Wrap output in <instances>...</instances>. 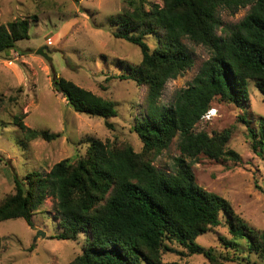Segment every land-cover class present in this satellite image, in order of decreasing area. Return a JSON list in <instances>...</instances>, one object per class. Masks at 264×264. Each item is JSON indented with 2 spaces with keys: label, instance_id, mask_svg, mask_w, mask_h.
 Returning a JSON list of instances; mask_svg holds the SVG:
<instances>
[{
  "label": "trees",
  "instance_id": "1",
  "mask_svg": "<svg viewBox=\"0 0 264 264\" xmlns=\"http://www.w3.org/2000/svg\"><path fill=\"white\" fill-rule=\"evenodd\" d=\"M129 4L115 20L113 35L137 46L141 59L120 61L123 70L108 79L132 80L144 89L141 111L131 126L142 149L137 151L129 141L92 138L75 161L64 159L49 172L10 174L13 192L0 198V222L23 218L33 227L34 215L51 197L61 229L52 238L77 240L85 235L82 253L66 264H192L186 259L166 261L169 254L202 256L209 264H255L251 254L264 259V230L250 228L227 198L198 185L189 159L199 155L217 161L241 159L228 147L230 128L211 135L196 131V125L216 96L237 105L250 102L251 81L264 94V0H163V4L130 0ZM247 7L240 21L218 34L222 9L236 13ZM29 35L26 18L0 24V53ZM149 36L156 41L154 47ZM185 39L203 44L211 56L189 86L176 92L173 104L165 106L161 99L166 83L194 64ZM56 82L76 112L103 118L106 128L114 130L110 118L118 110L112 100L65 78ZM22 116H16L15 123L25 141L61 136L25 125ZM244 122L254 151H262L264 128L258 136ZM175 139L180 155L174 159V169L157 168L155 158ZM222 222L233 238H222L224 253L196 243L198 236ZM237 240L245 241L241 252ZM2 241L0 235V249Z\"/></svg>",
  "mask_w": 264,
  "mask_h": 264
},
{
  "label": "rangeland",
  "instance_id": "2",
  "mask_svg": "<svg viewBox=\"0 0 264 264\" xmlns=\"http://www.w3.org/2000/svg\"><path fill=\"white\" fill-rule=\"evenodd\" d=\"M130 0H0V24L17 18L30 22L29 38L18 40L15 46L0 53V198L13 192L10 174L20 177L39 171L49 172L64 160L75 161L84 155L90 139L129 141L137 151L142 149L138 135L131 131L134 116L141 111L144 89L132 80L108 79L111 73L123 70L120 61L137 63L140 49L125 39L116 38L115 20ZM163 4V0H147ZM149 7V6H148ZM249 11H220L219 35L225 26L240 21ZM154 47L155 39L148 37ZM194 64L165 85L161 103L171 106L178 90L187 88L209 60L211 53L201 43L185 39ZM47 54L45 57L40 49ZM59 78L71 80L80 87L112 100L118 115L110 118L114 130H109L100 117L76 112L54 86ZM250 102L241 105L223 101L216 96L212 106L218 109L210 121L201 119L196 131L213 132L230 128L228 147L240 154V161L212 160L205 155L190 158L198 185L227 198L250 228L264 230V149L254 151L247 125L259 136L264 128V94L249 83ZM33 129L61 133L53 140L37 138L25 141L16 116ZM180 155L178 139L155 158L161 170L172 171L174 159ZM8 171V173L6 172ZM51 197L34 215L31 227L23 218L0 222L3 237L0 264H66L82 253L85 235L77 240L52 238L60 232L59 218ZM226 218H221L225 220ZM223 223V224H222ZM200 235L196 243L215 247L224 253L222 238L232 240L229 228L222 222ZM238 252L244 240H237ZM178 250L185 251L181 247ZM232 249V248H231ZM255 264L264 259L251 254ZM186 259L192 264H209L202 256L169 254L166 261ZM180 263V262H179ZM223 264H239L225 262Z\"/></svg>",
  "mask_w": 264,
  "mask_h": 264
},
{
  "label": "clouds",
  "instance_id": "3",
  "mask_svg": "<svg viewBox=\"0 0 264 264\" xmlns=\"http://www.w3.org/2000/svg\"><path fill=\"white\" fill-rule=\"evenodd\" d=\"M210 112H213V114H211L210 115V117L209 118H207L206 117V115L208 114V113H210ZM218 113V109L217 108H215V107H211L203 116H202V118L201 119H204L205 121H210V120H212V118L214 117V116H216V114Z\"/></svg>",
  "mask_w": 264,
  "mask_h": 264
},
{
  "label": "water",
  "instance_id": "4",
  "mask_svg": "<svg viewBox=\"0 0 264 264\" xmlns=\"http://www.w3.org/2000/svg\"><path fill=\"white\" fill-rule=\"evenodd\" d=\"M39 52H40L41 54H43L45 57H47V54L43 51L42 48L39 50ZM54 86H55L56 88H59V87H60V84H59V83H54Z\"/></svg>",
  "mask_w": 264,
  "mask_h": 264
},
{
  "label": "built area",
  "instance_id": "5",
  "mask_svg": "<svg viewBox=\"0 0 264 264\" xmlns=\"http://www.w3.org/2000/svg\"><path fill=\"white\" fill-rule=\"evenodd\" d=\"M211 114H213V112L208 113L206 117L209 118Z\"/></svg>",
  "mask_w": 264,
  "mask_h": 264
}]
</instances>
